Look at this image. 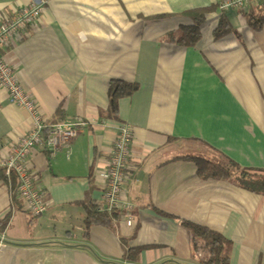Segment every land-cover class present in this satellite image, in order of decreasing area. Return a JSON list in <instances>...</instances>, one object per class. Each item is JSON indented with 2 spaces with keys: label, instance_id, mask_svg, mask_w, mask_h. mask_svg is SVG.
I'll return each instance as SVG.
<instances>
[{
  "label": "crops",
  "instance_id": "0c3cea01",
  "mask_svg": "<svg viewBox=\"0 0 264 264\" xmlns=\"http://www.w3.org/2000/svg\"><path fill=\"white\" fill-rule=\"evenodd\" d=\"M33 0H0V21ZM39 23L4 50L49 121L87 120L71 153L38 146L28 159L48 209L32 215L0 180V264H197L189 220L230 241V264H264V193L236 180L202 179L186 155L230 158L264 170V1L247 10L221 0H37ZM215 6L194 46L167 36L192 24L183 12ZM238 32L214 37L222 13ZM113 79L139 84L108 113ZM30 113L0 86V159L28 132ZM120 123L133 131L125 197L111 223L85 236L87 207L99 203ZM133 219L132 225L127 220ZM78 220V233L71 220ZM1 227V225H0ZM141 248L136 260L132 248Z\"/></svg>",
  "mask_w": 264,
  "mask_h": 264
},
{
  "label": "built area",
  "instance_id": "2783aa9c",
  "mask_svg": "<svg viewBox=\"0 0 264 264\" xmlns=\"http://www.w3.org/2000/svg\"><path fill=\"white\" fill-rule=\"evenodd\" d=\"M264 0H221L222 11L230 9L247 10L252 4ZM42 1L33 0L10 14L3 15L0 21V86L4 88L10 101L27 110L32 119L27 133L15 139L6 156L0 159V167L8 174L18 176V192L23 201V208L32 215H40L48 209V198L37 184L28 165V159L38 146L55 156L62 150L71 153V145L80 128L88 124L87 120L49 121L41 113L33 95L21 84L19 77L5 57L3 50L16 38L24 37L36 26L42 13ZM117 136L113 140L108 165L102 170L103 191L97 204L100 211L109 213L117 210H131L133 205L125 197V185L128 180L127 162L131 153L133 131L128 123H120ZM132 225L131 217L127 220Z\"/></svg>",
  "mask_w": 264,
  "mask_h": 264
},
{
  "label": "trees",
  "instance_id": "16d2710c",
  "mask_svg": "<svg viewBox=\"0 0 264 264\" xmlns=\"http://www.w3.org/2000/svg\"><path fill=\"white\" fill-rule=\"evenodd\" d=\"M215 9V6H208L202 8H196L188 10L185 13L192 19V24L182 25L176 31L170 32L167 37L170 41L176 42L183 46H194L200 40L201 30L203 25L208 19V14ZM247 21L254 25L256 29H260L264 24V14L261 15L259 22H254L253 17L255 11L250 9L249 12L244 14ZM238 32L233 28L228 17L223 12L220 16L218 26L214 30V37L219 39L227 34ZM139 90V84L137 82H131L121 79H113L110 82L108 94L110 105L108 113L110 116H117L118 103L123 97L133 95ZM55 122V121H54ZM185 158L191 159L197 166L198 175L202 179H215V180H236L242 187L255 192L264 193V170H244L236 162L221 156L220 161H212L198 155H186ZM0 180H5L11 185L12 190V202L14 207L23 208V201L19 195L18 187L19 180L15 172L7 173L4 167H0ZM87 215L85 218L84 234H89V228L94 223H111L112 219L118 216L115 212L109 213L107 211H100L97 203H92L87 207ZM10 219V214L4 219L0 220V231L6 227ZM181 223L188 226L193 233V245H192V259L197 264H230V241L223 236L220 232L212 230L201 224L194 223L189 220H181ZM141 248H132L129 251V259H137L136 253ZM177 264H181L175 262ZM186 264V263H185Z\"/></svg>",
  "mask_w": 264,
  "mask_h": 264
},
{
  "label": "rangeland",
  "instance_id": "374dc122",
  "mask_svg": "<svg viewBox=\"0 0 264 264\" xmlns=\"http://www.w3.org/2000/svg\"><path fill=\"white\" fill-rule=\"evenodd\" d=\"M71 223H72V226H74L75 229H76V232H74V233H78V232H79V229H78V227H77V225H78V220H77V219H73V220H71Z\"/></svg>",
  "mask_w": 264,
  "mask_h": 264
}]
</instances>
